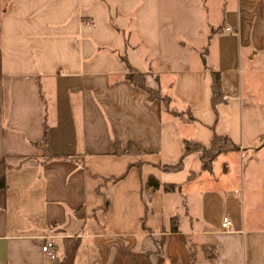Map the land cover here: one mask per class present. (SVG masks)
Listing matches in <instances>:
<instances>
[{
    "label": "crops",
    "instance_id": "1",
    "mask_svg": "<svg viewBox=\"0 0 264 264\" xmlns=\"http://www.w3.org/2000/svg\"><path fill=\"white\" fill-rule=\"evenodd\" d=\"M214 135L244 157L206 172L184 141ZM2 161L0 264H264V0H0Z\"/></svg>",
    "mask_w": 264,
    "mask_h": 264
},
{
    "label": "trees",
    "instance_id": "2",
    "mask_svg": "<svg viewBox=\"0 0 264 264\" xmlns=\"http://www.w3.org/2000/svg\"><path fill=\"white\" fill-rule=\"evenodd\" d=\"M203 55H202V60L205 63V59ZM211 77H212L211 104L212 107L215 108L216 105L222 102V93H221L219 75L216 73H212ZM126 79L130 81L133 85L143 89L144 91H147L148 94L150 95L151 100L161 99L163 104L168 108V105L170 104V100L168 98H161L157 92L145 87L143 75L130 70L126 75ZM172 114L174 116H178V117L180 116L175 111H172ZM34 146L36 148L41 149L42 151V160L40 161L41 164L57 158L56 156L52 155L49 151L48 133L46 128H44L43 131L42 141L40 143H35ZM115 149H116L115 150L116 154H122V152H120L119 147L117 145L115 146ZM239 150L240 148L237 145H235L228 137H224V136L214 135L211 139V143L209 147H205L202 144L193 141H184V155H188L191 153L199 154L202 170L206 172H211L212 164L218 156L222 154H227L229 152H239ZM125 153H129V151ZM181 166H182V160H180L179 163L175 166H168V167L164 166L162 167V170H164L165 172H175L180 170ZM7 169L8 166L6 165V163L4 161L0 162V191L6 188L5 172ZM147 187L151 188L152 190H158L160 188V185L154 178H150L147 181ZM163 190L166 192L173 191L175 190V186H165L163 187Z\"/></svg>",
    "mask_w": 264,
    "mask_h": 264
},
{
    "label": "rangeland",
    "instance_id": "3",
    "mask_svg": "<svg viewBox=\"0 0 264 264\" xmlns=\"http://www.w3.org/2000/svg\"><path fill=\"white\" fill-rule=\"evenodd\" d=\"M237 153L241 154L240 150ZM254 171L255 169L252 167L250 168V172L245 173V175L248 177V182L253 184V187L252 188L250 187L251 188L250 193L252 194L251 201L257 204L258 206L262 205L263 207L256 210L250 209L249 207L246 206V202H244L243 205L244 212L241 206L239 207V210L243 212V215L246 218L259 217L260 219L263 220L264 219V174L254 173ZM239 195L240 193L238 192L237 196Z\"/></svg>",
    "mask_w": 264,
    "mask_h": 264
},
{
    "label": "built area",
    "instance_id": "4",
    "mask_svg": "<svg viewBox=\"0 0 264 264\" xmlns=\"http://www.w3.org/2000/svg\"><path fill=\"white\" fill-rule=\"evenodd\" d=\"M241 158L244 157V154H240ZM231 222L228 218L224 217L221 222V228L225 231L230 230L231 228ZM41 252L44 256H46L49 260H55L57 255L55 251V242L53 239L48 238L45 239L42 246H41Z\"/></svg>",
    "mask_w": 264,
    "mask_h": 264
}]
</instances>
